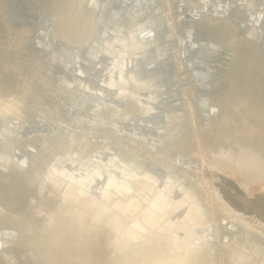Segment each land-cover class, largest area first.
<instances>
[{
  "label": "water",
  "instance_id": "obj_1",
  "mask_svg": "<svg viewBox=\"0 0 264 264\" xmlns=\"http://www.w3.org/2000/svg\"><path fill=\"white\" fill-rule=\"evenodd\" d=\"M260 2L255 12H249L243 0H172L171 8L169 0H0V72L3 68L22 72L39 85L32 94L34 109L24 122L15 116L0 119V154L37 150L32 143L34 134L52 144L67 130L96 140L103 145L99 147L110 148L139 168L137 181L151 177L152 197L165 186L179 203L163 228L165 238L156 244L120 239L112 264L120 259L136 264L147 247L158 250L161 264H264V235L220 211L199 183L203 168L195 156L196 136L202 139L205 131L223 123L246 94L242 106L236 104L241 107L234 111L240 115L229 123L230 129L240 136L250 129L264 136V2ZM75 8L80 9L79 15L73 14ZM210 16L220 21L223 34L213 35L203 23ZM79 24L89 30L81 31ZM8 33L20 36L12 40ZM114 36L148 43L124 64L133 81L139 85L141 80L165 81L157 88L163 99L156 97L147 115H134L129 109L128 117L134 122L119 134L110 131L107 119L98 115L105 99L115 102L114 108L119 105L107 94L97 101L84 94L90 107L97 105L87 114L90 125L79 123L74 116L68 119L76 113L71 106L73 96L81 95L76 88L79 80L73 79L75 69L83 71L88 83L93 77L109 79L117 65L111 59L115 49L104 54L101 49L103 41ZM92 73L95 76L89 77ZM95 80L92 84L98 88ZM14 81L15 75L2 78L5 95L14 90ZM114 84L122 86V81ZM25 126L33 130V137ZM163 128L167 132L158 135L156 130ZM160 136L163 143L174 147L160 150L166 145H158ZM228 145L222 144L221 154L237 158L234 154L240 149ZM207 150L212 154L208 145ZM259 155L264 159V147ZM233 172L239 188L236 182H243V176L240 179L238 170ZM0 187V264H92L72 257L62 242H47L39 222H30L13 209L19 197L9 194L18 191H10L7 183ZM186 212L194 218L198 215L200 222L188 233L176 228Z\"/></svg>",
  "mask_w": 264,
  "mask_h": 264
},
{
  "label": "bare ground",
  "instance_id": "obj_2",
  "mask_svg": "<svg viewBox=\"0 0 264 264\" xmlns=\"http://www.w3.org/2000/svg\"><path fill=\"white\" fill-rule=\"evenodd\" d=\"M243 1L249 12H255L257 5L261 3V0ZM171 2L172 0H169L170 8ZM66 10L70 11L69 8ZM79 10L75 8L73 14L79 15ZM219 22L211 16L203 21L212 30L213 35L223 34L221 31L224 28ZM78 26L81 31L89 30V26L82 27L80 24ZM200 27L203 28V26ZM8 35L12 40H17V36H20L16 34L15 38L14 33H8ZM132 38L129 36L123 42L118 36H114L110 41H103L102 54L108 53L114 47L115 51L111 59H114L117 65L113 66V71H110V78L107 80L100 78L95 80L94 73L88 75L98 82L96 85L98 88L92 84L94 83L93 78H90L91 83H88L85 81L83 71L75 69L76 77L73 79L79 80L76 88L81 95L72 98L71 106L74 107L76 113L68 115L70 121L74 120L71 118L74 116L79 123L90 125L86 119L87 114L92 113L97 105L93 104L90 107L85 96L94 97L96 101L110 96L116 99V104L119 105H115L114 108L115 102L106 103L109 101L105 99L106 102L104 101L98 115L107 119L110 131L119 134L134 122L128 117L131 112L134 115H147L150 112L149 107L156 103V97L159 101L163 99L164 95L157 92V88L165 85L164 80L156 82L153 79L141 80L139 85L127 72L129 66H124L126 60L135 58L140 47L148 44L141 43L140 45ZM120 50L121 54H119ZM3 70L0 72V119L15 116L22 123L34 109L32 94L37 91L39 85L35 84L32 79L26 78L22 72L14 73L13 69L5 68ZM13 75H15V88L10 95H5L4 90L7 87L1 84L2 78L10 79ZM115 81H122V86L115 85ZM121 96L125 97L121 98ZM246 99H248V94L244 100ZM241 100L243 97L236 104L240 103L242 106L244 100ZM236 104L232 107L233 112H229L223 119V123L205 131L202 139L196 136L195 156L201 160L203 169L220 173L233 182L235 181L233 174L237 172L233 170H238L239 178L243 176L244 183H236L239 189L250 197L264 191V159L259 155L264 147V136L253 129H250L249 134L244 136L231 131L229 123L240 115L234 111L241 107ZM129 109L132 111L128 112ZM257 111L254 109V112ZM255 115L253 114L252 118ZM167 119L165 118V121L168 122ZM26 128L27 133L33 131ZM156 131L158 135L167 132L165 128ZM31 134L30 137H33L34 133ZM34 136L36 138L32 143L38 146L37 150L33 146V151L21 152L22 155L18 153L14 155L12 152L11 154L9 152L0 154V185L7 183L10 191H18V193L9 194L10 198L11 196L19 197L18 205L16 204V207L13 205V209L19 212L20 217L30 222H39L43 230L41 236L47 237V242L50 240L57 243L62 242L69 254L77 259L90 261L92 264H112V258L118 255L116 250L120 239H130L132 243L146 240L156 244L158 240L165 238L167 232L163 228L169 224L175 212L174 209L179 205L177 201L172 200L165 186H162L158 194L152 197L151 191L155 185L151 177L144 176L137 181L139 168L136 169L132 164L123 161L120 155L110 148L99 147L103 145L86 136H75L68 134L65 130L58 136V141L52 144H46V140L40 139L37 134ZM157 141L159 146L163 144L162 147H164L166 142L163 143L161 136ZM222 144H229L230 149H233V145L238 147L240 151L234 154L237 158L222 155L220 152ZM207 145L212 154L207 150ZM173 147L172 143H166L165 148L160 150L169 151ZM246 151L249 153H244ZM161 157L164 158V154H161ZM199 183L216 201L215 203L219 204L220 211L233 220L245 221L252 231L264 235L263 222L253 223L245 219L241 213L231 209L207 186L200 174ZM133 184L135 191L132 193L131 185ZM199 225L198 215L194 218L193 214L186 212L176 224V228L179 231L187 230L188 233L190 229ZM157 235L158 238L155 239ZM158 253V250L152 251L150 247H147L146 251L142 249V255L139 256L141 260L136 264H161L158 262L160 258L157 256ZM120 261L113 264H128L122 259Z\"/></svg>",
  "mask_w": 264,
  "mask_h": 264
},
{
  "label": "rangeland",
  "instance_id": "obj_3",
  "mask_svg": "<svg viewBox=\"0 0 264 264\" xmlns=\"http://www.w3.org/2000/svg\"><path fill=\"white\" fill-rule=\"evenodd\" d=\"M204 169L202 179L223 202L227 203L234 211L241 213L245 219L253 223H264V191L249 197L230 178Z\"/></svg>",
  "mask_w": 264,
  "mask_h": 264
}]
</instances>
